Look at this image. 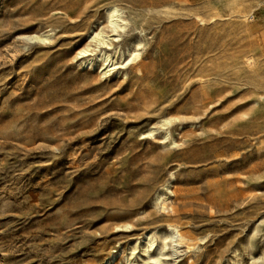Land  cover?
<instances>
[{"label":"rangeland","instance_id":"374dc122","mask_svg":"<svg viewBox=\"0 0 264 264\" xmlns=\"http://www.w3.org/2000/svg\"><path fill=\"white\" fill-rule=\"evenodd\" d=\"M170 229V264H264V0H0V264H151Z\"/></svg>","mask_w":264,"mask_h":264},{"label":"bare ground","instance_id":"6f19581e","mask_svg":"<svg viewBox=\"0 0 264 264\" xmlns=\"http://www.w3.org/2000/svg\"><path fill=\"white\" fill-rule=\"evenodd\" d=\"M121 12L115 6L110 7V9L108 10V18L107 19H108V22H109V25H110V28H111L110 30L115 33V34L112 35L113 36V40H115V41H116L117 37H118V39H119L120 36L122 37V35L124 33L123 29L127 28L126 25H129V24H126V20L121 16ZM120 30H123L121 32L122 35L120 33ZM35 37L36 36H34V38ZM37 39H38V37H37ZM90 40L92 42H93V40L95 42H97V48H99L100 45H103V46L106 45V47L107 46L110 47V46H112L114 44L113 40L110 39V36L104 34V32H102V31L93 32L90 35ZM133 43H135V42H133ZM135 44H136V46H138V45H140V42L136 41ZM134 50H136V49H134ZM87 51H88V49L85 48V49L80 51V54H85V53H87ZM129 54H130V56H129L128 61L129 60H133L134 61L135 59H137L139 57L140 52L138 51V53H136V51H134V52H131ZM97 56H98V58L100 57L102 59V61H103V65H104L103 70H105V73L109 72L112 69L111 66H115L117 64L115 61L113 62V60L111 59L110 54L106 50H104V51L100 50V52L97 54ZM92 61H93V59L90 58V59H88V61L85 64L86 65H90ZM136 61L138 62L139 60H136ZM139 65H141V61L137 63V66H139ZM170 120H165L164 122H163V120H161L163 123L160 122V124L162 123L161 125H167L168 126L169 123H172ZM154 129H156V128H154ZM153 131L154 130H151L150 134ZM167 188H168V185H167ZM160 235L164 236V238H163L164 240H167L168 238H170V239L173 240V242H177L179 239L181 240V238H182L181 234L179 233V231H176V229L175 230L174 229H172V230L170 229V232H166V233H162L161 231H158V232H156L154 234L147 233L146 236L144 237V240H143L144 243H146V244H145V247L142 249L143 252L147 253V257H146L145 261H149V263H151V264H170L169 261L167 260V257L169 256V254L164 251V248H166V246H168V244L165 241H164V243L161 246L159 245L156 248V253L154 255L149 254V252H150L149 248L150 247L153 248V246H154V244H155L157 239L160 240L161 237L157 238ZM175 251H176L175 248H173V253L172 254L175 255ZM112 258L115 259V256H112Z\"/></svg>","mask_w":264,"mask_h":264}]
</instances>
